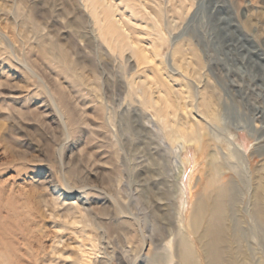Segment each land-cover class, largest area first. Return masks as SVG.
Listing matches in <instances>:
<instances>
[{
  "label": "rangeland",
  "instance_id": "obj_1",
  "mask_svg": "<svg viewBox=\"0 0 264 264\" xmlns=\"http://www.w3.org/2000/svg\"><path fill=\"white\" fill-rule=\"evenodd\" d=\"M113 2L149 60L111 52L84 0H0V264H180L178 238L167 244L179 228L178 186L190 213L193 159L200 169L212 157L234 184L227 264H264V0ZM190 52L201 79L185 70ZM131 79L153 97L166 80L181 104L191 96L195 116L208 83L218 120L203 130L205 155L171 143ZM167 112L171 123L184 113ZM199 231L184 233L194 264H205Z\"/></svg>",
  "mask_w": 264,
  "mask_h": 264
},
{
  "label": "bare ground",
  "instance_id": "obj_2",
  "mask_svg": "<svg viewBox=\"0 0 264 264\" xmlns=\"http://www.w3.org/2000/svg\"><path fill=\"white\" fill-rule=\"evenodd\" d=\"M84 1L86 7H88L94 19L97 21V31L100 35L104 36L111 52L116 51L121 55L127 49L131 53L140 52L142 55L136 57L149 60L150 56H148L143 49H140L139 47L137 48V45L128 41L126 29H124V27H126L125 22L121 20V18H115L114 13L117 9V4H115L113 0ZM161 39L163 38L161 37ZM189 54H191L190 58L184 57L182 59V62L185 64V70L186 72H189V75H195L199 79L201 77L199 72L201 67L197 64V60H195V62L193 61L195 55L192 52ZM157 55L158 52L156 56ZM129 58L130 56L128 59ZM127 62L126 59L124 63ZM181 67L182 65L178 66L180 69ZM163 78L167 79V76H163ZM166 82L167 81L165 80L164 88H166V91L163 94L160 93L161 89H159L157 91L159 94L156 97H153V92L149 95L145 94L147 91V88L145 87L147 82L145 81H141L137 84L131 79L128 81V87L129 91L132 92V90L136 89V93L138 92L141 94L140 97L143 106L154 109L158 117L157 119L162 122L163 128L169 129L170 132L167 135L171 143H181V149H186L187 145H192L197 151H200L205 155L206 143L204 139L205 132L203 130L208 124H216L218 120L217 105L215 103L216 99H213L208 83L205 84V90L206 93H208V96L207 94L199 92V102L197 105L198 112L195 116L191 111V108L194 107L193 104L188 103L191 96H184V98H189V100L186 103L181 104L179 98L183 94L182 91L175 89L172 85H168ZM145 95L148 97H145ZM171 95L178 98L171 101L169 99ZM98 97L100 98V96ZM181 105L184 113L181 116H174V121L171 123L167 117V109L174 108V110H178ZM162 112L166 114L167 118H161V114H157ZM179 150L178 147L177 152L175 153H178ZM224 158L226 159V156H224ZM212 161L213 157L210 161H207L206 164L203 161L202 167L198 169L197 159H193L194 168L190 171V174L196 172L198 174L194 179L189 175L192 181L189 183L191 197L190 207L192 210L190 213L186 214L185 211L187 205V201H185L186 189L182 184H179L178 186L179 191L183 196L181 207L176 215V222L178 223L179 228L174 231L175 233L172 231L174 237L169 239L167 244L169 246L174 238H178L176 243L179 251L178 255L181 259L180 264H194L189 236L190 233L193 235L198 233L199 230L198 239L202 242V251L206 261L205 264H227L229 262V260L225 258V247L229 243V239L227 227L225 225L226 210L224 199H226V196L234 190V184L230 179V176L225 174L224 165L218 161L213 164ZM187 162L189 163V161ZM176 168L179 170L177 174L182 177L186 168H181L180 166H177ZM210 186L213 188L211 189ZM155 203L156 205H160L159 200H156ZM74 207L80 213L82 218L86 217L87 220H91L95 224L96 228L102 230L101 226L95 221V217L92 216L91 211L87 209L84 203L76 202ZM256 218L261 236L264 240V198H262L260 191L256 193ZM186 229H188L190 233L185 234L184 232H186ZM53 264L58 263L53 262Z\"/></svg>",
  "mask_w": 264,
  "mask_h": 264
}]
</instances>
